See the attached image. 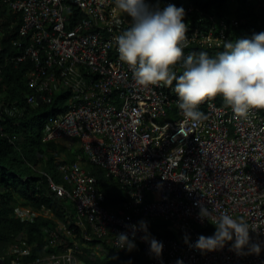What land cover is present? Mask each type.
I'll return each instance as SVG.
<instances>
[{"label":"built area","instance_id":"built-area-1","mask_svg":"<svg viewBox=\"0 0 264 264\" xmlns=\"http://www.w3.org/2000/svg\"><path fill=\"white\" fill-rule=\"evenodd\" d=\"M0 2L22 18L14 40L21 53L10 58L16 64L33 63L27 73L33 90L26 94L27 103L32 107L49 104L56 94L70 92L67 110L47 118L42 140L76 139L86 157L79 154L74 161H56L63 182L29 163L48 178L49 193L65 201L68 222L57 220L58 227L49 228L48 243L36 256L37 243L20 235L0 257V264H90L81 257L84 247L92 251L93 259L108 249L116 258L137 249L147 258L141 264H176L178 260L183 264H264V109L239 117L217 96L199 105L206 119L194 124L178 108L175 81L138 85L117 51L115 37L131 26V20L115 0ZM145 2L160 9L173 4L185 10L184 58L197 49L223 48L224 41L231 40L232 28L240 24L238 18L200 11L193 0ZM2 37L0 30V51ZM182 63L183 58L175 66L177 75ZM18 111L0 110V136L11 142L16 138L5 130V114ZM86 162L118 181L128 199L107 209L106 194ZM199 203L217 217L228 213L245 218L256 231L250 230L251 241L262 244L260 254L238 255L232 249L234 240L216 251L197 249L199 236L210 237L216 231L211 228L214 221L198 218ZM16 211L24 221L39 215L53 217L45 207L33 214ZM157 217L176 221L180 235H163L159 228L153 232L150 219ZM141 220L147 222V233L139 228ZM120 233L135 244L133 249L122 245ZM145 235L148 240L142 239ZM152 238L163 244L159 256L150 250Z\"/></svg>","mask_w":264,"mask_h":264},{"label":"clouds","instance_id":"clouds-1","mask_svg":"<svg viewBox=\"0 0 264 264\" xmlns=\"http://www.w3.org/2000/svg\"><path fill=\"white\" fill-rule=\"evenodd\" d=\"M115 5L131 20V26L116 36L115 41L120 60L132 70L138 85H171L175 81L178 108L194 124L206 119L198 111L199 105L217 96L239 117L252 109H264V32L253 34L251 39L225 40L223 51L215 58L204 51L184 58L188 25L184 22L182 7L169 4L160 9L145 0H115ZM182 58L181 74L177 75L174 69ZM199 208L198 218L201 222L214 221L211 224L216 231L210 237L199 236L197 249L216 251L234 240L232 249L238 255L260 254L262 244L251 241L250 230L256 231L245 218H234L228 213L217 217L203 203H199ZM131 227L135 233L136 226ZM139 228L147 233V222L141 220ZM117 237L127 249L135 247L125 233ZM142 239L148 240V236ZM162 249L161 242L155 238L150 240L151 252L159 256ZM176 264L183 262L178 260Z\"/></svg>","mask_w":264,"mask_h":264},{"label":"trees","instance_id":"trees-1","mask_svg":"<svg viewBox=\"0 0 264 264\" xmlns=\"http://www.w3.org/2000/svg\"><path fill=\"white\" fill-rule=\"evenodd\" d=\"M197 8L204 12H212L226 18H238L240 24L230 31L232 41L248 38L253 34L264 32V0H193ZM232 5H235L233 8ZM22 18L19 12L12 10L6 3L0 2V30L3 33V50L0 51V110L6 107L18 109L16 115L5 114V130L15 136L11 142L7 137L0 136V257L4 256L2 249L9 248L20 240V234L27 236L29 243H37L33 256L42 252V247L48 243L49 228H57V220L68 222L65 201L56 197L51 190L48 178L32 169L26 176L20 172L19 149L24 151L27 164L32 163L46 172L56 169L57 160L74 161L79 154L86 159L83 149L69 146L61 140L44 142L42 130L53 112L67 110L66 101L70 92L56 94L52 103H42L32 107L27 103L26 94L33 92L27 83V73L32 69L30 60L15 63L10 57L21 53L14 40L18 38ZM204 51L210 58H215L223 48L197 49ZM78 142V141H77ZM82 150V152H81ZM97 176L100 189L106 194L107 201L116 208L128 199L127 191L116 180L109 179L102 168L88 166ZM19 205L33 206L42 210L44 207L53 212V217L39 215L34 221H24L16 209ZM157 227V226H156ZM155 225H151L157 233ZM163 235H173L169 230L159 232ZM140 250H135L137 255ZM92 251L83 248L81 257L90 264H107L116 259L110 251L103 259H93ZM142 253V252H141ZM143 254V253H142ZM6 258V256H5Z\"/></svg>","mask_w":264,"mask_h":264},{"label":"rangeland","instance_id":"rangeland-1","mask_svg":"<svg viewBox=\"0 0 264 264\" xmlns=\"http://www.w3.org/2000/svg\"><path fill=\"white\" fill-rule=\"evenodd\" d=\"M233 8L235 7V5H232ZM71 101L70 100H67L66 101V104H69ZM55 108V105H51L49 107L50 109V115H53V109ZM42 133H43V130H42ZM61 141H63L64 143L68 144L69 146H75L77 148H82L80 146V143L77 142L76 139H72V138H67V139H60ZM82 152V150H81ZM19 156L21 157L20 159H18L20 161V172L23 176H26L28 174V172H32V167L26 163L25 161V157H24V151L20 148L19 151ZM87 165L89 166L90 164L88 162H86ZM38 168H41L40 164H38ZM53 177L54 179L57 181V182H63V179H62V175L61 173L58 171V170H52L51 172H49ZM68 203L73 206V203L71 201H68ZM104 206L107 208V209H113L114 207L111 206V204L107 201L105 202ZM19 211L25 213V214H33L34 211L35 212H42V210L40 209H36L34 208L33 206L29 205V206H24V205H19ZM150 223L151 225H155L156 228H159L161 229L162 231L165 229V230H169L170 232L173 233L172 236H179L180 235V228H179V225L177 224L176 221L174 220H169V219H165L163 217H157V218H152L150 219ZM211 228L212 229H215V226L214 225H211ZM203 231V230H202ZM24 233H21L20 235H23ZM25 236V235H24ZM6 247H4L2 249V251H6ZM109 249L106 250L105 253L102 254V257L101 259H103V257H105L107 254H109ZM139 255H137L135 253V251L127 254V256H123L122 257H118L116 259H112L111 262H108L107 264H132V263H137V264H141L143 263L144 261H146V256L144 254H142L141 252H138Z\"/></svg>","mask_w":264,"mask_h":264}]
</instances>
